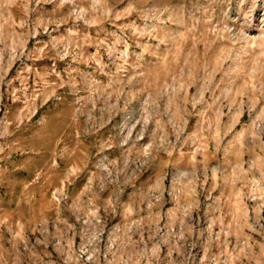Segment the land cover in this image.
Listing matches in <instances>:
<instances>
[{"label": "rangeland", "instance_id": "obj_1", "mask_svg": "<svg viewBox=\"0 0 264 264\" xmlns=\"http://www.w3.org/2000/svg\"><path fill=\"white\" fill-rule=\"evenodd\" d=\"M0 264H264V0H0Z\"/></svg>", "mask_w": 264, "mask_h": 264}]
</instances>
